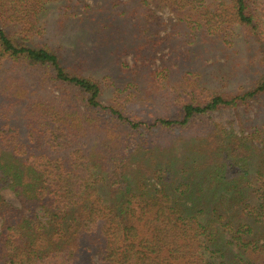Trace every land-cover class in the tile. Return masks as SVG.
<instances>
[{
	"label": "trees",
	"instance_id": "1",
	"mask_svg": "<svg viewBox=\"0 0 264 264\" xmlns=\"http://www.w3.org/2000/svg\"><path fill=\"white\" fill-rule=\"evenodd\" d=\"M59 1L58 23L53 15L43 20ZM100 1L0 0V66L19 73L10 84L19 91L15 80L25 76L57 91L30 98L20 114L0 113V191L10 188L20 205L0 194V264H264V120L246 117L235 131L211 116L264 98V74L249 89L189 90L169 114L133 119L104 105L99 81L69 62L85 58L80 47L64 57L66 47L34 40L55 24L75 44L133 49L141 32L158 33L164 23L156 11L167 9L173 21L162 42L193 29L196 39L217 43L239 27L264 60V0ZM132 78L139 93L153 83L146 71ZM24 88L14 96L26 99L31 88ZM104 115L126 132L117 135L112 124L108 137ZM20 118L24 136L19 122L8 123ZM86 123L99 133L103 174L91 170L98 165L80 146Z\"/></svg>",
	"mask_w": 264,
	"mask_h": 264
},
{
	"label": "rangeland",
	"instance_id": "2",
	"mask_svg": "<svg viewBox=\"0 0 264 264\" xmlns=\"http://www.w3.org/2000/svg\"><path fill=\"white\" fill-rule=\"evenodd\" d=\"M84 1L88 4H92L93 2V0ZM98 1L101 2L100 0ZM64 4L65 2L63 3L62 1L52 3L48 7L47 12L42 16L43 20H47L53 15L58 23L57 7ZM156 14L159 16V21L164 24L157 27L158 33L156 35L152 34V28L145 31V35L142 32L140 34L137 33L140 35L139 45L134 43L132 45V48L135 46L133 49H127L128 47L124 49V46L120 43L119 45L108 44L110 47H106L107 49L104 48L103 50L100 48L96 50L95 42L89 44L84 42L82 45L75 44L73 41L71 43L69 39L59 34L60 30L55 31V24L52 27L50 26L53 31L49 35L45 37H38L36 35L34 36L36 38L33 39L38 42L50 40L51 45L66 47L63 54L64 57L72 50V54L75 55L74 51L78 47L87 55L90 53L93 54V62L85 61L87 55H85V58L83 56H72L68 59L69 62L74 63L75 69L83 67L82 73L99 81L102 91L101 101L104 105L115 106L124 115L133 119H150L155 116L169 114L173 110V104L178 99L184 96L186 97V93L189 90L197 91L198 89H205L208 92L227 95L249 89L264 74L263 57L257 53L258 50L253 36L243 29L234 27L229 31V35H224L222 40L220 39L217 43L213 42L209 37L206 38L207 40L203 38L201 40L196 39L194 37L196 32L193 29H181L180 31H176L170 40L162 42L161 37L165 36L167 34L166 32L170 29L168 22L173 21L172 13L167 9H163L156 11ZM138 19L139 24H141L140 18ZM68 32L69 30H66V34ZM74 32L75 30L71 31L70 28V32L67 35H71ZM150 38L156 40L154 46L151 45L154 41L152 42ZM147 39L150 45L140 44L141 42L147 41ZM147 47H149L148 51H146ZM136 49L137 51H135ZM98 51L101 52L100 55ZM137 53L139 55H147L139 56ZM76 59L78 60L75 61ZM136 66L139 69L135 71L133 69ZM5 67V63L0 66V87L4 85L11 87L5 89L0 95V113L3 116H7L8 110L9 112L12 111V113H9L12 115L19 113L18 110L20 107L22 108L26 101L31 100L30 98L40 94L45 97L57 93L47 83V85L42 84L38 78L36 81H33L25 76L15 80V83L19 84L18 87H23L18 91L10 83L12 82V76L17 78L19 73L7 70L4 72ZM138 71L150 72L153 81L146 90L141 89L140 93L137 92L135 80L132 78ZM20 79L25 82L23 85L22 82H19ZM141 80L142 83L145 81L143 79ZM26 86L31 88L27 91L26 99L20 100V98L14 96L26 90L27 88H24ZM145 92L147 93L148 99L142 96ZM211 116L214 121L221 124L225 129L237 131L239 120H244L246 117L254 116L258 121L264 120V98L250 101L248 105H238L234 108H219L214 110ZM104 117H106L107 123H103V125L107 127L106 135L108 137H114L113 133H111L113 131L110 128L112 124L120 128V132L117 135L120 136L126 132L123 127L115 124L107 115H104ZM18 122L20 124L19 134L20 136H24L25 122L22 118L19 121L10 120L8 123L10 125H16ZM84 126L85 135L82 137L84 144L80 146L90 156V163H96L98 165L97 167L92 165L91 170L98 175L103 174L105 172L103 167L101 170L98 169L103 165V158H101L100 151L98 150L100 144L99 133L98 131L89 129L87 123ZM175 142L181 145L179 139H176ZM131 147L132 145H130L127 151L130 150L132 153ZM133 155V159L137 160V153ZM0 194L6 201L20 206L16 194L10 188H3ZM35 210L39 215V220L45 223L48 217L43 214L38 206H36ZM92 260L98 264L96 258Z\"/></svg>",
	"mask_w": 264,
	"mask_h": 264
}]
</instances>
